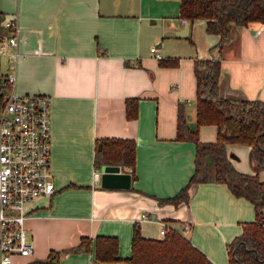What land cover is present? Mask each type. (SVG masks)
<instances>
[{"label": "crops", "instance_id": "0c3cea01", "mask_svg": "<svg viewBox=\"0 0 264 264\" xmlns=\"http://www.w3.org/2000/svg\"><path fill=\"white\" fill-rule=\"evenodd\" d=\"M179 2L0 0V19L15 18L19 29L15 91L50 97L54 183L50 195L29 204L24 226L33 250L13 255L12 264L44 260L82 236L94 242L97 235L115 236L116 256L129 257L133 225L160 239V221L214 264H227L226 244L255 218L249 200L214 181L193 183L186 204L157 198L176 194L194 171L195 144L176 135L180 110L196 128L195 58L219 60L220 96L264 101V22L235 26L220 51L210 50L218 34L206 31L204 19L183 22ZM0 32H8L3 24ZM130 98L137 99L132 115ZM197 130L202 141L216 139L213 124ZM100 138L134 141V177L119 165L130 173L129 187L101 186V165L94 164ZM248 151L245 144L226 145L234 167L252 173ZM258 176L264 181V169ZM142 212L147 219H140ZM185 224L189 229L182 232ZM93 258L92 244L87 252H65L57 264H91Z\"/></svg>", "mask_w": 264, "mask_h": 264}, {"label": "trees", "instance_id": "16d2710c", "mask_svg": "<svg viewBox=\"0 0 264 264\" xmlns=\"http://www.w3.org/2000/svg\"><path fill=\"white\" fill-rule=\"evenodd\" d=\"M180 15L189 21L205 20L207 32L219 36L210 50L220 51L232 38L237 25L252 21L264 22V0H179ZM170 59L161 60L162 63ZM193 71L196 82L195 121L190 129L181 110L177 121L178 139L194 142V171L185 186L176 194L157 198L160 204L178 206L188 203L189 187L193 183L214 181L225 183L236 197L249 200L255 211L252 221L244 222L240 234L227 244V264H264V181L258 172L264 169V101L259 99H233L219 95L218 78L220 62L215 58H195ZM7 86L4 91H7ZM135 98L127 100V112L136 110ZM213 124L216 127L214 141H202L197 127ZM94 164L123 165L134 177V141L132 139L100 138ZM228 143L249 146L248 158L254 172H243L234 167L227 156ZM131 255L116 256L118 240L112 235L80 237L79 241L64 250L51 251L44 260L31 264H57L65 252H87L94 245L91 264H214L201 250L194 246L180 231L172 228L160 238L145 237L138 223L133 225Z\"/></svg>", "mask_w": 264, "mask_h": 264}, {"label": "built area", "instance_id": "2783aa9c", "mask_svg": "<svg viewBox=\"0 0 264 264\" xmlns=\"http://www.w3.org/2000/svg\"><path fill=\"white\" fill-rule=\"evenodd\" d=\"M182 21L187 22L185 17ZM2 24L8 32H0V264H12L13 255H26L33 250V241L24 226L29 204L39 196L50 195L54 183L50 97L15 91L19 29L15 18H2ZM150 50L155 58H161L155 46ZM147 218L145 212L140 214V219ZM159 224L162 236L173 228L163 221ZM188 229L185 224L182 232Z\"/></svg>", "mask_w": 264, "mask_h": 264}, {"label": "water", "instance_id": "95a60500", "mask_svg": "<svg viewBox=\"0 0 264 264\" xmlns=\"http://www.w3.org/2000/svg\"><path fill=\"white\" fill-rule=\"evenodd\" d=\"M98 148H100V144H98ZM130 178V173L121 171L118 164L103 163L100 166L99 179L101 186L129 187Z\"/></svg>", "mask_w": 264, "mask_h": 264}, {"label": "rangeland", "instance_id": "374dc122", "mask_svg": "<svg viewBox=\"0 0 264 264\" xmlns=\"http://www.w3.org/2000/svg\"><path fill=\"white\" fill-rule=\"evenodd\" d=\"M1 63H3V60L1 59ZM1 72H4V68L1 67ZM193 105V104H192ZM192 107V106H191ZM191 110V109H190Z\"/></svg>", "mask_w": 264, "mask_h": 264}]
</instances>
